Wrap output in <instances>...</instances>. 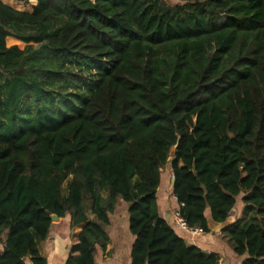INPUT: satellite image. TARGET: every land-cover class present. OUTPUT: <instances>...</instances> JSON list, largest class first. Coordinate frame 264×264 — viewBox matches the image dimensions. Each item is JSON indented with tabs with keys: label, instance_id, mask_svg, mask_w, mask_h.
Returning <instances> with one entry per match:
<instances>
[{
	"label": "trees",
	"instance_id": "trees-1",
	"mask_svg": "<svg viewBox=\"0 0 264 264\" xmlns=\"http://www.w3.org/2000/svg\"><path fill=\"white\" fill-rule=\"evenodd\" d=\"M19 1L0 3V264H46L51 216L74 215L65 264H95L121 204L131 264H216L159 215L168 166L190 228L240 198L223 232L264 264V0Z\"/></svg>",
	"mask_w": 264,
	"mask_h": 264
},
{
	"label": "crops",
	"instance_id": "crops-1",
	"mask_svg": "<svg viewBox=\"0 0 264 264\" xmlns=\"http://www.w3.org/2000/svg\"><path fill=\"white\" fill-rule=\"evenodd\" d=\"M6 1L8 0H0V3L6 5ZM33 1H35V7L37 1ZM5 43L7 47L16 46L19 48V43L22 42L8 37ZM171 175L172 172L169 166L163 169L161 184L156 193L159 215L171 224L175 233L184 239L188 245H193L202 252L218 256L223 264H241L244 257H237L234 254L228 235L225 232H208L203 233L200 237L191 238L174 226L172 213L178 209V204L172 195ZM244 209L245 207L241 203L240 198L237 199L236 206L229 215L228 224H234L242 220L244 218ZM87 218L92 220L93 217L87 214ZM76 222V215L58 218V220L52 221L49 237L44 242L38 243L39 253L46 260V264H65L69 256L77 257V253H70V237L72 235H79L85 228L86 223ZM104 230L109 238V243L104 250L96 247L94 253L95 264H131V247L135 238L129 232L126 205L121 204L116 208L115 212L110 215L109 226L105 227ZM3 250L4 245L0 243V256Z\"/></svg>",
	"mask_w": 264,
	"mask_h": 264
},
{
	"label": "built area",
	"instance_id": "built-area-1",
	"mask_svg": "<svg viewBox=\"0 0 264 264\" xmlns=\"http://www.w3.org/2000/svg\"><path fill=\"white\" fill-rule=\"evenodd\" d=\"M173 178V174L171 175V179ZM174 200L176 201V198L173 196ZM172 221L174 226L179 228L181 231H183L186 235H188L191 238H197L203 235L202 230L198 228H190L186 221L181 217L179 210L176 209L172 213ZM206 254H210L205 252ZM216 264H223L220 260L216 262Z\"/></svg>",
	"mask_w": 264,
	"mask_h": 264
},
{
	"label": "water",
	"instance_id": "water-1",
	"mask_svg": "<svg viewBox=\"0 0 264 264\" xmlns=\"http://www.w3.org/2000/svg\"><path fill=\"white\" fill-rule=\"evenodd\" d=\"M175 153H176V147H173L170 151V157H174ZM174 184H175V180L173 177L171 179V186H174ZM51 220L56 221V220H58V218L56 216H51ZM230 225L231 224H228V219L224 223H215V222H213V220L211 218H207L208 231L211 233H220V232L224 231Z\"/></svg>",
	"mask_w": 264,
	"mask_h": 264
},
{
	"label": "rangeland",
	"instance_id": "rangeland-1",
	"mask_svg": "<svg viewBox=\"0 0 264 264\" xmlns=\"http://www.w3.org/2000/svg\"><path fill=\"white\" fill-rule=\"evenodd\" d=\"M19 1V0H17ZM167 2L169 3H176L177 1L176 0H166ZM21 2V1H19ZM30 2V1H28ZM28 2H22V3H28ZM34 7V4L33 5H30L29 7H27L26 9H24L22 12H25V13H30L32 11V8ZM24 47V44L23 43H19V48L22 49ZM242 203V202H241Z\"/></svg>",
	"mask_w": 264,
	"mask_h": 264
}]
</instances>
